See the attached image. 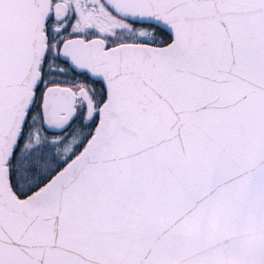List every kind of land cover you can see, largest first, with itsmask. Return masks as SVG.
Wrapping results in <instances>:
<instances>
[{
	"label": "snow or ice",
	"instance_id": "1",
	"mask_svg": "<svg viewBox=\"0 0 264 264\" xmlns=\"http://www.w3.org/2000/svg\"><path fill=\"white\" fill-rule=\"evenodd\" d=\"M0 264H264V0H0Z\"/></svg>",
	"mask_w": 264,
	"mask_h": 264
}]
</instances>
